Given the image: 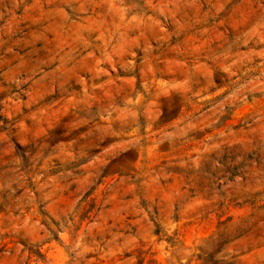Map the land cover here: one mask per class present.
<instances>
[{
    "label": "rangeland",
    "instance_id": "1",
    "mask_svg": "<svg viewBox=\"0 0 264 264\" xmlns=\"http://www.w3.org/2000/svg\"><path fill=\"white\" fill-rule=\"evenodd\" d=\"M0 264H264V0H0Z\"/></svg>",
    "mask_w": 264,
    "mask_h": 264
}]
</instances>
